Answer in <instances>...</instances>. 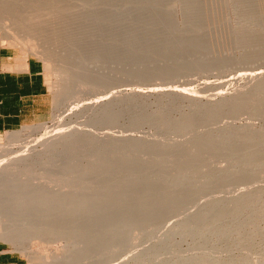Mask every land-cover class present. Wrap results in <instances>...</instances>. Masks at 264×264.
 <instances>
[{
  "label": "rangeland",
  "instance_id": "rangeland-1",
  "mask_svg": "<svg viewBox=\"0 0 264 264\" xmlns=\"http://www.w3.org/2000/svg\"><path fill=\"white\" fill-rule=\"evenodd\" d=\"M192 1L196 10L203 13L191 10L195 6L189 4ZM104 19L109 20L106 26L102 23ZM184 24L196 31L184 30ZM8 31L15 36L29 32L28 35L44 38L43 43L49 45L45 48L51 50L54 61L48 60L46 52L29 51ZM189 37L193 39L186 46ZM107 38L112 42L113 54L99 58L97 52L104 48ZM210 39L213 42L207 44ZM203 41L205 49L199 47ZM0 45L20 49L25 55L44 61L53 99V111L47 118L0 131V164L6 163L10 156L29 152L30 146L21 145L13 146V153L4 151L6 136L10 134L21 132L36 140L32 145L37 147L36 151L42 150L30 160L27 173L22 166L16 167L10 178L31 179L35 184L54 188L61 182L68 187L64 191L72 189L74 196L80 192L76 203L84 201L88 194L93 196L105 190L120 195L130 188L133 189L130 198L135 204L141 198V186L149 183L182 192L181 205L165 219L125 223L120 237H114L118 241L108 238L113 233H106L105 228L131 213V217L139 216L141 209L135 215L131 210L127 212L133 205L130 200L131 207L127 204L123 210L112 202L85 206L83 212L76 214L77 219L86 225L90 218H96L88 223L93 224L89 226L93 233H87H100L104 237L100 244L104 246L95 251H90L91 235L87 236L88 245H84L86 242L81 241L78 230L67 236L65 232L47 233L45 229L29 230L25 237L27 252L0 238V244L7 250L23 255L29 264L36 263L34 255L28 252L51 257V264H176L181 257L196 264L197 255L211 252L232 264H240L236 262L243 258L247 259L246 264L264 261V0H0ZM59 64H67L69 70L78 67L76 76L63 81L61 71L68 67ZM135 90L138 93L133 96L126 95ZM115 95L125 97L123 101L110 103L107 113L95 111L99 102ZM59 98L61 101L57 102ZM73 129L131 139L114 149L108 148L107 153L103 150L105 145H91V137L79 145H43V140L55 133ZM203 132L205 137L217 134L218 141L214 145L205 144L204 148L190 140L198 139ZM55 147L59 149L56 155L47 154ZM98 151L105 153H101L104 161L100 154L96 155ZM90 153L99 159L91 158ZM81 165H102V168L98 167V173L91 175L68 176ZM71 166L73 169L68 170ZM47 167L53 168L52 174L46 173ZM82 174L84 177L80 178ZM5 188L0 194L14 192L16 187ZM245 189H256L257 193L238 207L227 201L229 204L224 206H229V210L221 208L228 214L209 212L205 222L194 225L202 231L211 223L216 224L217 233H211L206 242L198 229L161 241L172 233L179 219L194 212L204 201L223 196L229 199L240 191L247 192ZM160 195L159 192L157 197L162 198ZM234 208L239 211L232 215ZM120 212L127 213L120 215ZM97 217L103 220L98 221ZM225 232L228 237L220 238ZM62 236L65 238L61 239ZM75 249H88L84 251L88 255L83 256Z\"/></svg>",
  "mask_w": 264,
  "mask_h": 264
},
{
  "label": "bare ground",
  "instance_id": "bare-ground-1",
  "mask_svg": "<svg viewBox=\"0 0 264 264\" xmlns=\"http://www.w3.org/2000/svg\"><path fill=\"white\" fill-rule=\"evenodd\" d=\"M40 2H41V0H40ZM24 3H25V1H24ZM189 4L195 5V3L193 1L191 3H189ZM245 4H247V3H245ZM6 6H7V4H6ZM12 6H13V4H12ZM9 8H12V7H9ZM196 8H197V6L195 5V6H193L191 8V10H193V11H195L197 13H203L202 10H200V12H199V11L196 10ZM6 9H7V7H6ZM6 9H4V10L6 11ZM23 12H25V11H23ZM208 12H209V6L208 7H205V16H206V14H208ZM21 14H22V12H21ZM17 15H16V17H18ZM20 16H22V15H20ZM18 19L21 20L20 17ZM108 21H109L108 19H104L103 22H102L103 25L106 26V24H107ZM16 24H14V25L17 27ZM14 25H12V27ZM176 25H177V27H179V23L178 24L176 23ZM2 28H3V26H2ZM29 28H31V27H29ZM12 29H10V30H12ZM23 29H25V28H23ZM105 29H106V27H105ZM108 29H110V28L108 27ZM183 29L184 30L190 29V30H193V32L196 31L194 28L189 27L187 24H184V28ZM28 33L25 32V34H27V35H23V36L22 35L15 36L12 33H10V34L13 36V38H14L15 41L21 42V45L23 44L22 46H24L29 51L36 50V51H39V52H41L43 54L46 52L45 53L46 55L49 54V56H46V57H48V60L49 61H54L53 54L50 52L51 50L49 51V50H47L45 48V46H49V45H45L43 43L42 40L44 38L41 39L42 38L41 36H40L41 38H38V37H36L37 35L36 36L31 35V34L28 35ZM192 39H193V37H189L187 39L185 45L187 46V45L191 44ZM20 40H22V41H20ZM210 40H208L206 43L207 44H211L213 42V40L212 39H210ZM9 41H10V39H9ZM108 41H109V39L107 38V43L106 42L104 43V48H101L100 50H98L97 54H98V57L99 58L102 57V56L111 57V55L113 54V50L111 48V46H112L111 43L112 42L109 43ZM50 47H52L51 44H50ZM199 47L202 48V49H205V41L199 43ZM112 57H114V56H112ZM55 60H57V59H55ZM63 65L64 66H67V64L66 65L63 64ZM63 65L62 66L60 65V66L61 67H64ZM71 69L69 70V67H68V70L69 71L66 70V69H64V70L61 71V76H62L63 81L71 80L72 78H74L76 76V74L78 72L77 71L78 70V67H77V69H72L74 71L70 72ZM61 76H60V78H61ZM135 91H137V90H135ZM62 93H63V91H62ZM136 93H138V91L137 92H134L133 91V93H129V94H126V95L127 96H133ZM122 97H125V95H119V96H116L115 95L113 98H110L109 100H107L105 102H102V103L99 102L98 105H96V106L94 105L96 107V108L94 107L95 108V111H97V110H104L106 112L108 110L107 108H109L108 105L110 103H112L114 101L116 102V100H121V99H123ZM59 100H60V98L58 99L57 102H59ZM121 101H123V100H121ZM118 103L119 102H117L115 104H118ZM87 107L88 106H86V108ZM91 107L92 106H90L89 109ZM110 109H111V106H110ZM87 110H88V108H87ZM30 128L31 127H29V129ZM27 129H28V127L26 128V130ZM214 130H216V129H214ZM212 131H211V133H213ZM47 133H49V132H47ZM206 133H210V132H206ZM202 134L201 135L199 134L200 136H199L198 139H196L194 137L196 140L193 139V138L192 139L189 138V139L192 140L194 143L199 144L202 147H204L203 145H205V144L206 145H214V143H216L218 141L216 139L218 137L217 134H211L209 136L207 135L208 138L205 137L206 136L205 132H203ZM49 135L50 134H48L47 136L49 137ZM104 136H106L107 138H104ZM45 137H46V135H45ZM89 137L92 138L91 141L89 142L91 145H100V146L101 145H105L106 148L103 149V150H105V152H106V150L108 148L114 149V148H116V146L122 145L123 143H125L126 140L131 139V137H126V136L124 137V136H121V135H118V136H114V134L113 135H110V134H106V135L102 134V135H99V134H94V133H91V132H84V131L81 132L78 129L77 130H74L73 129L71 131H62V132L55 133L50 138H46L45 140H43V145L44 146L45 145H49V146H52V145H71V146L72 145H79V144H82L83 142H85V140L88 141L87 138H89ZM38 140H40V139H38ZM30 141H32V142H30ZM35 141H36L35 139H31L28 136H26V137L23 136V134L21 132H16V133H13V134H10V135L6 136V145H3L4 146V151L5 150L6 151H9L10 150L9 151L10 153L15 152L13 150V146H15V145H21L20 147H22V148H24V147L27 148L28 146H30V147L27 148V149H29V152L28 151L27 152H22L20 154H17L16 156H14V155L13 156H10V157H8V161H7V159L5 160L6 163L2 162V164H0V190L1 189H4L5 187L7 188L10 185H13V186L16 187L14 192L12 191V192H7V193L5 192V194H3V193L0 194V238H2L4 240H9L13 244H15L16 246L18 245V246L23 247L24 251L27 252V251H29L28 250L29 248H28V245L26 244L27 243V239H26V243H25V237H26L27 233H29V230L38 229L40 231L42 229H45V230H47V233L48 232H50V233L65 232V234H67V236H72V234L74 232L73 230H75V231L78 230V235L80 236L81 241L83 240L84 242H86V243H84V245H85V244H87V241H86L87 238H89L87 236H90L91 235V234L88 235V233H87L88 231L91 232V230H90L91 227L89 228V226L93 225V224H91V225H89V224H90V222H95V219L96 218L95 219L94 218H90L88 220V223L89 224L88 223H85L86 225H84L83 222H79V220L77 219V217H78V215L81 212H83L82 209H84L85 206L87 207L88 205H91V204L92 205L94 204L96 207L97 206H100V205H104L106 202H110V203L112 202V204H114L117 207H121V209H122L123 206H126L128 204L129 200L131 201L132 198H130V196H131V193H132V190L133 189H130L129 188V189H126L125 191H121L123 193H121L120 195L116 194L117 196L116 195H113L114 193L109 192L110 190L108 191L109 193L105 192V190L104 191L101 190V191H103L102 193L97 192V194L96 195L93 194V196H91L92 195L91 194L90 195L91 197L88 194L87 197H86V199L84 201H81L79 203H76L75 202L76 201L75 200L76 199V196H80L79 195L80 192L79 193L76 192L78 195L75 193L76 196H74L73 194H74L75 191H73L72 189H71V191H69V190L64 191L63 189H64V187H66V185L65 184H62L59 181H58L59 183L55 182V184L57 183V186H56L57 188H54L55 186L54 187H51V186H47L46 187V186H41L39 183L38 184H35V183H33V181L30 182L31 179H28V180L27 179H24V178L23 179H18V178L16 179L15 177L14 178L13 177L10 178L11 177L10 174L13 173L12 170L14 168H16V167L19 168V167L22 166L23 167V170L26 171V173H27L30 170V168H29L30 165L29 164H30V160L32 159V157L34 158V156H37V155L41 154V151L42 150L36 151L35 149L37 147L34 148L32 146V145L36 144V143H34ZM37 143H38V141H37ZM0 145H2V143ZM15 147H17V146H15ZM17 148H19V147H17ZM108 151H109V149H108ZM58 152H59V149L55 147V148L49 149V151L47 152V154L56 155ZM98 152H100V153H98ZM98 152L96 153V155H98V156H99V154L101 156L102 155L101 153H104L103 151L102 152L101 151H98ZM91 153H90V156H91ZM94 155H92L91 158H93ZM94 158L96 159L97 157H94ZM98 159L99 158H97L96 160H98ZM102 159L103 158L101 156V160ZM101 160H99V161L101 162ZM103 161H104V159H103ZM98 163L99 162H97L96 164L98 165ZM63 167H66V165L63 166ZM72 167L73 166L68 167L67 169L69 170V168H72ZM76 167H74V168H76ZM98 167L99 166H95V165H93V166H89V165L82 166L81 165L78 168V170L76 169L77 170V171H75L76 173H73L72 174L70 172L71 174L68 175V176L77 177L79 174L81 175V173H85V174L87 173L86 175H88V174L91 175L92 173H94L95 171H97V168ZM100 167H99V169H100ZM47 169H48L47 170L48 172H46V173L52 174L53 168L51 169V168H48L47 167ZM46 173L43 174V172H41V176H45ZM97 173H98V171H97ZM39 175H40V173H39ZM48 177H50V176H48ZM82 177H84L83 174H82V176H80V178H82ZM13 183H15V184H13ZM60 187H63V188H60ZM141 187H142V190H143L142 192H140V193H142V194H140L141 195L140 196L141 198L138 197V194H137V199H139V198L140 199L135 204H134L133 201H131L130 202L131 204L133 202L132 207L128 204V206H130L131 209L129 207H128L129 209H127L128 210L127 212H130V213H131V211L132 212H136V211L139 212V209H141V211H142L141 214L139 216L136 215V217L135 216L134 217H131L132 216V213L131 214L128 213L130 215V216L128 215V217H127L128 219L121 217L120 219H122V220H119V219L115 218L116 216H119V215H117V213H119V212H117L116 213V216L114 217V219L119 220V221L110 224L109 227H107V230L105 228V232L106 231H110V233H113V236H110L109 235L108 238H110V237H113L114 238L115 236L120 237L119 236V233L122 231L125 223L133 222V223H136L137 224V223L154 221V220H157V219H163V218L165 219V217L167 215H169L170 213H172L175 210L174 208H177L179 205H181V201L182 200L179 199V198L182 197V192L175 193V191L173 192L170 187L168 188L165 185L164 186H159L157 184H152V183L146 184V185L141 186ZM67 188L68 187H66L65 189H67ZM9 189H11V188H9ZM155 190H157V191H159L161 193L160 197L162 196V198H159V196L157 197V194H159V192H157V194H156L155 193L156 192ZM139 191L137 193H139ZM70 192H72V193H70ZM118 192H120V191H118ZM135 192H136V190H135ZM153 192H154V194L152 195ZM69 193L71 194V196H70ZM143 193H144V195H143ZM172 193H174L175 195L173 196ZM256 193H257V190L256 189L255 190H251V191H247V192H244L243 191V193H241V191H240V193L232 196L231 198H229L230 197V195H229V197H228L229 199H225L226 197L224 198V196H223V197H219V198H213V199L211 198V199H209L210 200L209 202L204 201L203 203H201L197 207V209L194 212H192L191 214H188L187 216H185L182 219H179L174 224V227L173 228L171 227L172 228L171 229L172 233L170 235H168V236H163V238L161 239V241H164V240L166 241V239L168 237H171V236H173L174 234H177V233H181V234L187 233L188 234V233L197 232L195 229H198L199 230V228H196L194 225L195 224H199L200 225L201 223L205 222V216H206L207 213H209V212H215V211H221L222 214H228V212L226 213L225 211H223V209L221 207L227 208L224 205L227 206L230 202L231 203L233 202L234 203V206L235 207H238L240 205V203L247 202ZM133 194H135V193H133ZM132 196H134L133 198H136L135 195H132ZM152 196H154V197H152ZM33 199H36V200L34 201ZM227 201H229L228 204H226ZM233 203H232V205H233ZM108 206H109V204H108ZM44 207H46V209ZM47 207L48 208L49 207L50 208L52 207V208L51 209H47ZM101 207H102V210H104L106 212L107 209L105 210L103 208V206H101ZM114 208L115 207H113L112 210H114ZM97 209L98 208H96V209L93 208V210H97ZM110 209H111V207H110ZM227 209L229 210V206H228ZM98 210H101V209H98ZM129 210H131V211H129ZM115 211H117V210H115ZM118 211H119V209H118ZM124 211H126V209H124ZM234 211L233 212H230L229 211V212L233 215V214H235V213H237L239 211V208H236ZM84 212H86V211H84ZM96 212H94V213H96ZM101 212H103V211H101ZM127 212H125V213H127ZM138 212L133 213V214L134 215L135 214H138ZM106 213H107V215L109 214L108 211ZM125 213L120 212V215H122V214L125 215ZM76 214H78V215H76ZM84 216H85V214H84ZM105 216L106 215H104V217ZM110 216H111V214L108 216V218L107 217H105V218L109 219ZM81 217H83V215ZM85 218H87V217H85ZM101 219L103 220V218H101ZM101 219L97 217V220L98 221H101ZM107 221L108 220H106L105 222H107ZM215 225H216L215 223H211L210 226L207 227V229L202 230V231L199 230L200 231V235H201L200 237L203 238L205 236V242H206L207 238L209 237V235L211 233L212 234L213 233H217V228L214 227ZM98 228H101V227H98ZM98 228L95 227V229H98ZM108 228H109V230H108ZM103 230H104V228H102V231ZM94 231L95 232H100V230H97V231L94 230ZM218 232H221V231H218ZM43 233L45 234V232H43ZM47 233H46V235H47ZM91 233H93V232H91ZM226 233L227 232L223 233V237L220 236V238L226 239V237H228V235ZM33 234L36 235V233H33ZM33 234H32V236H33ZM56 234H58V233H56ZM69 234H71V235H69ZM98 234L97 235H93L92 234L93 236L91 235V238H92L91 239V245H90L91 248L89 246L90 251L91 250L95 251V250L98 249L99 246H102L103 245V244L100 245L102 243L101 242V238L102 237L100 236V233H98ZM58 235H60V234H58ZM63 236L60 237V238L62 239ZM105 236H108V235L105 234ZM76 237H77V235H76ZM78 238L79 237H77V239ZM103 238H102V240H103ZM30 239H28V241H30ZM74 239H76V238H74ZM114 239H116V238H114ZM77 241H79V240H77ZM114 241H118V239H116ZM69 242H72V239ZM103 242H104V240H103ZM105 243H107L106 240H105ZM61 248H62L61 251H63V249H65V248H63V246ZM77 249H79V248H77ZM86 250H88V249H85L84 251L87 252ZM76 251H78V250H76ZM79 251H80L81 254H83V256H85L87 254V253L84 254V251L82 249H80ZM67 252H69V251H66L65 253H67ZM28 253L34 255V259H35V263L36 264H51V260L52 259L50 260L51 257H49V256H42V255H38L36 253L34 254V252H28ZM212 253L213 252L208 253V254H205V255H201V256L197 255L195 257V263L196 264H232L231 262H224L223 260H221V259H219L217 257H214ZM71 254H73V253H71ZM71 254H69V255H71ZM75 254H77V253H75ZM83 256L81 255V257H83ZM62 260H63V258H62ZM73 260H74V258H73ZM58 261H60V260H58ZM68 261H71V260L68 259ZM259 261L257 260L258 263H256V264H264V261H260V262ZM236 263L246 264L247 263V259L246 258H243L239 262H236ZM176 264H189V263H188V260L186 258H182L181 257V258L178 259V261H176Z\"/></svg>",
  "mask_w": 264,
  "mask_h": 264
},
{
  "label": "crops",
  "instance_id": "crops-1",
  "mask_svg": "<svg viewBox=\"0 0 264 264\" xmlns=\"http://www.w3.org/2000/svg\"><path fill=\"white\" fill-rule=\"evenodd\" d=\"M53 111L45 63L20 49L0 45V131L41 121ZM0 264H29L0 244Z\"/></svg>",
  "mask_w": 264,
  "mask_h": 264
}]
</instances>
